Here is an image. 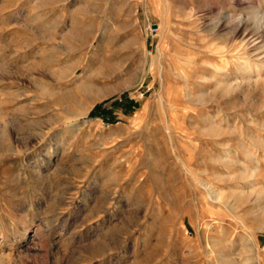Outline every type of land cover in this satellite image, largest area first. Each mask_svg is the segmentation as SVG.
<instances>
[{
	"label": "rangeland",
	"instance_id": "374dc122",
	"mask_svg": "<svg viewBox=\"0 0 264 264\" xmlns=\"http://www.w3.org/2000/svg\"><path fill=\"white\" fill-rule=\"evenodd\" d=\"M257 4L0 0V264H264Z\"/></svg>",
	"mask_w": 264,
	"mask_h": 264
},
{
	"label": "clouds",
	"instance_id": "9594fccd",
	"mask_svg": "<svg viewBox=\"0 0 264 264\" xmlns=\"http://www.w3.org/2000/svg\"><path fill=\"white\" fill-rule=\"evenodd\" d=\"M260 13H264V7L260 6V5H256L254 8L247 10L246 12H238L235 14H242L244 16H255L258 15ZM240 27H247L249 31H254L255 30V26L252 23L251 19L245 20L243 23L240 24ZM261 31H264V29H261Z\"/></svg>",
	"mask_w": 264,
	"mask_h": 264
}]
</instances>
